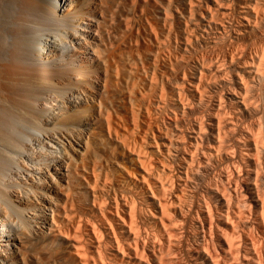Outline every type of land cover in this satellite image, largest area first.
<instances>
[{
	"label": "bare ground",
	"instance_id": "bare-ground-1",
	"mask_svg": "<svg viewBox=\"0 0 264 264\" xmlns=\"http://www.w3.org/2000/svg\"><path fill=\"white\" fill-rule=\"evenodd\" d=\"M0 264H264V0H0Z\"/></svg>",
	"mask_w": 264,
	"mask_h": 264
},
{
	"label": "rangeland",
	"instance_id": "rangeland-1",
	"mask_svg": "<svg viewBox=\"0 0 264 264\" xmlns=\"http://www.w3.org/2000/svg\"><path fill=\"white\" fill-rule=\"evenodd\" d=\"M115 85H116V84H115ZM115 87H116V86H115ZM115 87H114V88H115Z\"/></svg>",
	"mask_w": 264,
	"mask_h": 264
}]
</instances>
